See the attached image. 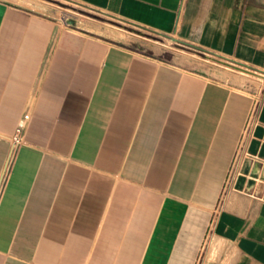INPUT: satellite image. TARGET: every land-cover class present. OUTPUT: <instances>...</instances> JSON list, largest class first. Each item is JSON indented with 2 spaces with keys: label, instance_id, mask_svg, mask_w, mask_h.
I'll return each instance as SVG.
<instances>
[{
  "label": "crops",
  "instance_id": "obj_1",
  "mask_svg": "<svg viewBox=\"0 0 264 264\" xmlns=\"http://www.w3.org/2000/svg\"><path fill=\"white\" fill-rule=\"evenodd\" d=\"M31 1L0 0V264H264V189L234 187L264 79L249 92L81 14L262 79L264 0Z\"/></svg>",
  "mask_w": 264,
  "mask_h": 264
},
{
  "label": "rangeland",
  "instance_id": "obj_2",
  "mask_svg": "<svg viewBox=\"0 0 264 264\" xmlns=\"http://www.w3.org/2000/svg\"><path fill=\"white\" fill-rule=\"evenodd\" d=\"M16 1L43 9L42 6L38 5L37 3L31 0H16ZM35 1L52 6H57L56 3L61 4L60 2H58V0H35ZM65 6L71 7L68 5ZM81 14H85L86 16L83 15L81 16L87 18L88 20H93L98 24L112 28L117 32H122L129 36H132L133 38H139V40H143L146 44H148V46H150L151 48L149 49L150 52L152 51L160 52L161 56L167 59H175L182 65L198 67L218 79L228 81L237 86H242L249 92H253V91L259 92L260 88H262L261 91H263V84H261V81H263L264 77H262V79H258L252 76L239 74L235 70L227 69L222 65L225 64L224 61L218 60L216 57L206 53L203 50L194 49L177 43L173 39L172 35H165L157 32H152L149 30L141 29L127 23L125 20H122L120 18L110 17L104 14L99 15L96 13L86 12L85 9L83 8H81Z\"/></svg>",
  "mask_w": 264,
  "mask_h": 264
},
{
  "label": "water",
  "instance_id": "obj_3",
  "mask_svg": "<svg viewBox=\"0 0 264 264\" xmlns=\"http://www.w3.org/2000/svg\"><path fill=\"white\" fill-rule=\"evenodd\" d=\"M259 120L264 122V105L262 106L259 112ZM257 159L254 160L251 156L245 157L240 166H239V173L236 176L234 187L235 188H242L243 183H245V190L252 191L253 188L255 195H261L264 189L263 182H256L253 178H247L244 176L249 174L251 177H256L259 175L261 180H264V165L262 159L264 160V142L261 144L258 152H257ZM264 197V194H263Z\"/></svg>",
  "mask_w": 264,
  "mask_h": 264
},
{
  "label": "built area",
  "instance_id": "obj_4",
  "mask_svg": "<svg viewBox=\"0 0 264 264\" xmlns=\"http://www.w3.org/2000/svg\"><path fill=\"white\" fill-rule=\"evenodd\" d=\"M23 142V136L21 132H15L12 134L9 138V148H8V156H7V172L5 176L2 177L1 182L4 183L9 167L11 163L13 162L14 156L18 151L19 146ZM0 194H1V188H0Z\"/></svg>",
  "mask_w": 264,
  "mask_h": 264
},
{
  "label": "bare ground",
  "instance_id": "obj_5",
  "mask_svg": "<svg viewBox=\"0 0 264 264\" xmlns=\"http://www.w3.org/2000/svg\"><path fill=\"white\" fill-rule=\"evenodd\" d=\"M226 66V65H225ZM234 68H236V69H238V70H240V72L241 71H243V72H246V73H250V71L249 70H247V69H243L242 67H240V66H235ZM235 70V69H234ZM242 72V73H243ZM246 75V74H245ZM249 75H252V74H249Z\"/></svg>",
  "mask_w": 264,
  "mask_h": 264
}]
</instances>
